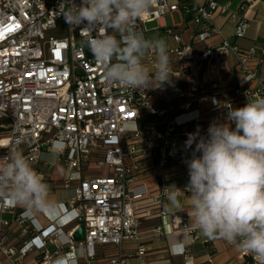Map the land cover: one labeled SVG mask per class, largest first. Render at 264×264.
<instances>
[{"label": "built area", "instance_id": "obj_1", "mask_svg": "<svg viewBox=\"0 0 264 264\" xmlns=\"http://www.w3.org/2000/svg\"><path fill=\"white\" fill-rule=\"evenodd\" d=\"M179 1L176 5L155 0L149 13L137 21V27L143 28L181 9L192 14L196 27L187 43L166 29L177 45L168 51L178 65L172 75L188 76L190 82L185 90L174 84L172 101L159 111L147 89L124 88L104 79L82 44L85 26L72 32L59 15L61 0H0V156L7 155L17 141H24L19 148L31 157L35 169L45 177L46 169L63 167L60 187L72 188L74 193L66 205L73 213L74 227L63 242L59 239L67 224L40 227L24 209L0 202V256L10 264H27L24 260L30 253L39 258L34 264H77L74 257L60 259L73 255L77 246L83 248L87 261L95 259L98 248H112L108 264H126L122 245L138 242L141 221L154 215L169 217L167 227H157L155 235L179 234L189 240L181 251L184 264H189L188 253L198 240V229L183 214L168 216L163 211L166 188L154 197L155 209L142 204L144 194L133 193L140 165L155 153L160 169L171 163L187 168L192 151L173 150V140L185 144L197 128L207 136L211 123L227 122L229 107L264 97V46L241 43L248 29L244 3L231 11L217 0H205L203 5H196V0ZM80 2L75 0L77 5ZM215 15L232 24L233 41L223 39L215 51L199 52L209 37L221 33L214 25ZM223 52L233 56L240 78L228 99L214 102L212 97L221 84L218 56ZM147 62L151 66L153 58ZM204 66L213 73L210 90L199 81ZM152 116L157 117L156 123L140 124ZM50 147L60 149L54 164L42 160ZM103 167L107 175L92 172ZM12 226L18 232L10 241L5 231ZM78 227H82L83 239L75 242L71 236ZM146 253L143 246L136 249L140 264H147ZM240 259L241 264H256L244 252Z\"/></svg>", "mask_w": 264, "mask_h": 264}, {"label": "clouds", "instance_id": "obj_2", "mask_svg": "<svg viewBox=\"0 0 264 264\" xmlns=\"http://www.w3.org/2000/svg\"><path fill=\"white\" fill-rule=\"evenodd\" d=\"M154 3L81 0L77 5L75 0H61L59 15L72 32L85 26L82 44L106 81L144 91L163 85L172 75L166 40L146 38L137 29V21ZM150 56L151 67L146 64ZM22 142L0 156V202H11L31 217L59 212L60 201L19 148ZM185 148L192 150L186 161L189 181L183 190L167 187L169 207L182 211L180 196H185L190 201L187 214L203 236L223 240L264 264V97L229 107L226 123H211L207 136L197 128L188 134ZM59 155V148L50 147L47 158L54 164Z\"/></svg>", "mask_w": 264, "mask_h": 264}, {"label": "crops", "instance_id": "obj_3", "mask_svg": "<svg viewBox=\"0 0 264 264\" xmlns=\"http://www.w3.org/2000/svg\"><path fill=\"white\" fill-rule=\"evenodd\" d=\"M247 0H217L221 6H228L231 11L238 9L239 5L245 4V18L248 20V29L246 31L245 39L241 42L242 45L247 46L256 44L264 46V0H251L246 4ZM169 4L179 5V0H168ZM205 0H196V5H203ZM177 15V22L174 15ZM167 18L171 22L168 25ZM214 25L220 29V35H212L207 39L204 45L200 46L197 50L199 52L203 50H210L211 52L219 48V45L223 39L233 41V27L232 24L221 15L214 16ZM156 24L157 29H153V32H157L158 38L166 40L168 45V51L175 48L177 45L173 41L172 37L166 34V29H172V31L179 35L183 43H187L190 37L194 34L196 27L192 20V14L185 13L181 9L178 12L164 16L159 20L147 23ZM146 25V24H145ZM143 28L137 27L138 30L143 31L147 37V31ZM172 62V72L175 73L178 70V65L173 61V56L169 54ZM219 60V74L221 77V84L219 90L214 93L212 97L214 102L224 101L231 95V91L235 85V82L240 78V74L235 67V60L228 52H223L218 56ZM146 64H148L146 60ZM149 65V64H148ZM150 66V65H149ZM151 67V66H150ZM213 80V73L204 66L199 74V81L205 89L210 90L211 81ZM190 82L188 76L171 75L170 81L165 82L163 85L149 88L147 91L154 96L153 107L157 110H162L165 106L172 101L173 85L178 84L182 89H186V86ZM243 106H238V108ZM148 122H157V117H149ZM231 127L234 129L235 125ZM173 150H181L185 148V144L179 141L173 140L171 142ZM193 148L195 146H192ZM187 149V148H185ZM192 151L191 149H187ZM42 160L49 162L47 153L42 155ZM59 169L61 174L55 176V170ZM64 176V168L61 166H55L53 169L45 170V180L51 186L52 196L54 199L60 201L59 212L49 213L47 211L40 217H33L36 223L40 227H45L49 224L56 226L67 224L63 228V235L60 237V241H64L67 234L71 232L74 227L73 213L66 207L67 202L73 198V189H63L60 187L62 177ZM188 169L184 167L174 166L172 163L164 169L158 167V157L155 153L152 154L150 161L143 162L140 165V171L138 173L137 182L133 187L134 194H144L146 200L142 202L143 205L155 209L154 197H156L162 189L175 185L178 189L183 190L188 181ZM169 190V189H168ZM188 194V193H186ZM180 200L184 205L183 210L170 208L167 198L162 201V209L168 215L183 214L186 216L189 222L192 223L188 216L190 201L183 195L180 196ZM3 219L8 220V216H3ZM169 223V217L160 218L153 216L151 218L142 220L140 223V240L138 242H127L121 247V254L126 258V264H140L135 257V251L139 246H143L146 249V261L147 264H184L181 251L188 244L189 240L179 234H171L166 236H157L154 234V230L159 226L167 227ZM6 234L10 241H13L17 232L14 226L6 229ZM198 240L191 246L188 256L191 258L189 264H241L240 253L232 245L224 241L211 240L197 232ZM53 249V248H50ZM68 253V250H64V254ZM114 253L112 248H98L96 251V257L92 261L85 259L84 251L81 246H77L73 255H65L60 259L75 258L77 264H108L109 257ZM36 257L35 253H30L24 260L27 264H34ZM58 260V259H57ZM56 260V261H57ZM0 264H10L3 256H0Z\"/></svg>", "mask_w": 264, "mask_h": 264}, {"label": "rangeland", "instance_id": "obj_4", "mask_svg": "<svg viewBox=\"0 0 264 264\" xmlns=\"http://www.w3.org/2000/svg\"><path fill=\"white\" fill-rule=\"evenodd\" d=\"M174 18H175V21L177 22V15L176 14L174 15ZM167 22H168V25H170L171 22L169 21L168 18H167ZM154 28L157 29L155 23L145 25V30L147 31V37L146 38H150V39L151 38H158L157 32L152 31ZM96 170H99V171H92V172L95 174H99L100 172H102L104 175H107V171H108L107 167L99 168ZM60 174H61L60 170L56 169L55 170V176H59Z\"/></svg>", "mask_w": 264, "mask_h": 264}, {"label": "water", "instance_id": "obj_5", "mask_svg": "<svg viewBox=\"0 0 264 264\" xmlns=\"http://www.w3.org/2000/svg\"><path fill=\"white\" fill-rule=\"evenodd\" d=\"M72 239L75 242H79L83 239V230L82 227H78L73 233H72Z\"/></svg>", "mask_w": 264, "mask_h": 264}, {"label": "trees", "instance_id": "obj_6", "mask_svg": "<svg viewBox=\"0 0 264 264\" xmlns=\"http://www.w3.org/2000/svg\"><path fill=\"white\" fill-rule=\"evenodd\" d=\"M149 121V117H146L140 124Z\"/></svg>", "mask_w": 264, "mask_h": 264}, {"label": "snow or ice", "instance_id": "obj_7", "mask_svg": "<svg viewBox=\"0 0 264 264\" xmlns=\"http://www.w3.org/2000/svg\"><path fill=\"white\" fill-rule=\"evenodd\" d=\"M58 147H59V145H58ZM9 203H11V202H9Z\"/></svg>", "mask_w": 264, "mask_h": 264}]
</instances>
